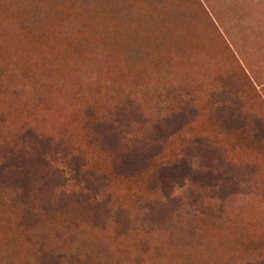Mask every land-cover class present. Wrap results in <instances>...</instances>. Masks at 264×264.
Segmentation results:
<instances>
[{"label": "rangeland", "instance_id": "374dc122", "mask_svg": "<svg viewBox=\"0 0 264 264\" xmlns=\"http://www.w3.org/2000/svg\"><path fill=\"white\" fill-rule=\"evenodd\" d=\"M0 264H264V0H0Z\"/></svg>", "mask_w": 264, "mask_h": 264}]
</instances>
